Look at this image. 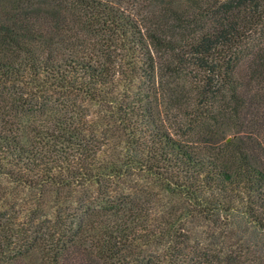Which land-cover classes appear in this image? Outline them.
I'll use <instances>...</instances> for the list:
<instances>
[{
	"label": "trees",
	"instance_id": "1",
	"mask_svg": "<svg viewBox=\"0 0 264 264\" xmlns=\"http://www.w3.org/2000/svg\"><path fill=\"white\" fill-rule=\"evenodd\" d=\"M0 264H264V0H0Z\"/></svg>",
	"mask_w": 264,
	"mask_h": 264
}]
</instances>
